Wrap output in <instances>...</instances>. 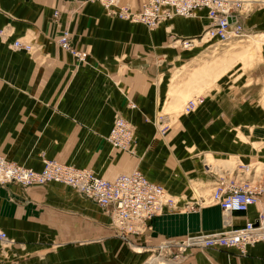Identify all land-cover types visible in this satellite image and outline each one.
I'll return each mask as SVG.
<instances>
[{
    "label": "crops",
    "instance_id": "0c3cea01",
    "mask_svg": "<svg viewBox=\"0 0 264 264\" xmlns=\"http://www.w3.org/2000/svg\"><path fill=\"white\" fill-rule=\"evenodd\" d=\"M131 1L140 7L141 0ZM262 18L264 9L248 15L246 30L264 25ZM208 24L204 8L150 29L109 14L98 1L0 0V152L35 169L45 158H57L107 178L139 167L179 195L178 208L165 206L146 234L130 235V243L116 234L100 204L71 186L8 182L0 187V227L16 242L0 249V264H156L150 254L162 242L229 231L257 217L264 191L247 211L232 212L229 222L219 204L181 207L197 189L211 192L218 174L232 172L236 163L264 161V62L244 80L243 72L216 79L195 110L173 121L167 115L163 134L156 128L158 111L175 110L181 101V69L175 68L203 46L180 48L169 41L198 36ZM65 28L85 61L59 44ZM16 39L32 47L16 48ZM117 115L137 126L134 153H121L106 139ZM208 154L215 169L208 168ZM228 263L264 264V241L244 252L193 247L177 264Z\"/></svg>",
    "mask_w": 264,
    "mask_h": 264
},
{
    "label": "built area",
    "instance_id": "2783aa9c",
    "mask_svg": "<svg viewBox=\"0 0 264 264\" xmlns=\"http://www.w3.org/2000/svg\"><path fill=\"white\" fill-rule=\"evenodd\" d=\"M91 1L102 3L111 15L143 22L150 29L178 15L192 16L198 9L205 8L209 24L204 33L189 37L172 36V40L179 41L182 47L189 48L195 45L197 39L203 40L205 35L207 41L215 38L225 41L233 36L245 34V12L255 0H141L140 7H135L131 0H84L85 3ZM54 14L57 17L59 10ZM71 34L70 29L65 28L58 39L60 45L80 61H85L86 54L74 47ZM14 46L24 49L32 47L31 43L21 39H16ZM203 100L202 96L190 99L185 105V110L192 111ZM129 105L135 106L130 103ZM106 139L113 148L134 153L136 126L125 116L117 115ZM244 172V169L236 172L227 169L219 173L209 194L208 201L222 207L225 222H229L232 212L247 211L251 205L259 202L260 194L264 191V181L260 179L261 181L256 182L254 177L249 179L244 176ZM12 181L25 187L51 181L71 186L100 204L110 215V223L116 232L125 239L150 228L149 221L163 211L165 206L172 207L174 203L173 197L164 186L150 180L139 168L107 178L90 167H79L56 158L44 159L43 168L35 169L12 161L0 152V187ZM206 200V197L201 195L197 204L202 206ZM187 207L193 209L195 204L187 203ZM188 238L183 241L185 247L181 245L180 240L172 241L171 245H160V253L166 249L170 251L173 246H179V251L171 258L177 260L183 254L181 249L185 250L194 245L237 247L244 252L248 245L264 241V207L258 211L257 217L248 219L241 227L229 231L200 233L193 235L192 239ZM15 242L16 239L0 227V249L10 247Z\"/></svg>",
    "mask_w": 264,
    "mask_h": 264
},
{
    "label": "rangeland",
    "instance_id": "374dc122",
    "mask_svg": "<svg viewBox=\"0 0 264 264\" xmlns=\"http://www.w3.org/2000/svg\"><path fill=\"white\" fill-rule=\"evenodd\" d=\"M257 9H264V0H255L253 1V3H250V6L247 7L246 9V12H245L246 15L244 16V18H246L248 15H250ZM262 22H264V18H262ZM245 35H246L245 37L235 38L231 41H220L218 39H211L210 41H207L208 40L207 38H204L203 40L198 39V41H196L197 45L198 44L203 45L202 47L200 46L201 49L198 52L197 56L195 58L190 59L187 63H185L183 65L184 68L182 65L175 68V70L177 71L181 69V72L179 71L180 72L179 75L182 77L181 82H180V88H177V90L180 89L181 101L179 103V106L175 110L173 109L171 111H166L164 109H161L158 111V117L156 115V118L160 122L158 124L156 123L157 125L156 128H157L158 133L163 134L165 132L167 125L165 124L164 119L166 118L167 115L171 116V121H173L175 118L186 113L185 105L187 104V102L190 99H195L198 96L204 97V95L211 89L214 83H216V79L222 77L223 75H227L228 73L233 72V74L237 76V74L243 72L241 74V79L244 80L246 74H249L250 71H253L259 68L260 66H262V63L264 62V25H262L256 30H250V31L247 30ZM169 43H171V45H174L176 47L183 48L180 45L179 41L170 39ZM260 68H263V67H260ZM214 74H216V77L214 76ZM248 80L251 82L254 81V79H251V78H247L246 81ZM262 97H264V93H262ZM198 106L199 105H197V107ZM196 108H194L193 110H195ZM136 131H137V128H136ZM159 136L160 135L156 134V138ZM238 137L240 138V136ZM241 137L243 138V135H241ZM134 144H135L134 148L136 150L137 135H136V141ZM117 150L121 153L128 152V151L120 150V149H117ZM210 156L212 155L211 154L207 155V160H208L207 162L209 163L207 164L208 168L215 165V163H212L215 158L212 156L214 159H210L212 161L210 162L209 160ZM65 162H68V161H65ZM236 162H238V160ZM217 163L220 164L221 162L217 161ZM238 165H239L238 163L234 165L235 168L233 169L234 171L232 170V172L243 171L242 169H244L245 170L244 176H247L249 179L254 177L256 182L261 181V180L264 181V161L263 160L256 159L250 164H243L241 167H239ZM136 168H139V167H136ZM43 184H46V183H43ZM197 190L200 192V194H197L198 192L197 191L194 199L193 197L191 199H187L184 206H182L181 209H185V210L197 209L198 210L200 209V207L204 205L211 204L208 201L207 197L212 192V190L211 192L210 190L203 191L201 188ZM169 194H172V193L169 192ZM174 195L176 196V194ZM201 195L206 197L207 200L202 204V206H199L197 204V201ZM172 197L174 199V203L172 207L178 208L177 203H178L179 198L177 197H179V195L177 197H174V196ZM187 203H189L190 205L195 204V207L193 209H190L187 207ZM148 230L149 228L140 235L146 234ZM116 234L120 236L117 232ZM190 235H197V233L188 234L182 239H170V241L172 242L175 240L177 241L180 240V243H183V241L186 240L188 236ZM120 237L123 240H127L128 242L131 243L130 236L129 238H126V239L123 238L122 236ZM162 243L160 245H162ZM178 247L173 246L170 251L166 249V250H163L162 253H160L161 249L159 246L158 250L152 251L150 255H153L154 253H156V255H153L151 258L155 259L154 261L156 264H157V260H160L157 254H163L166 258L171 259L173 258L172 256L179 251ZM193 247H197V246L196 245L188 246L185 250L181 249L180 251H182V253L186 257L190 249H192ZM203 248H207V247H200L201 250H203Z\"/></svg>",
    "mask_w": 264,
    "mask_h": 264
},
{
    "label": "bare ground",
    "instance_id": "6f19581e",
    "mask_svg": "<svg viewBox=\"0 0 264 264\" xmlns=\"http://www.w3.org/2000/svg\"><path fill=\"white\" fill-rule=\"evenodd\" d=\"M205 9V8H204ZM207 10V9H206ZM195 15V14H194ZM193 16V15H192ZM208 16V15H207ZM245 34H246V32H245ZM245 34H242V35H236V36H233L232 38H230L229 40H225V41H231V40H233V39H235V38H239V37H245L246 35ZM204 38H207V35H205L204 36ZM203 38V39H204ZM215 39H217V38H215ZM219 40V39H218ZM196 41H198V39L196 40ZM60 44V43H59ZM195 45H197L196 44V42H195ZM194 45V46H195ZM193 46V47H194ZM16 47V46H15ZM17 48V47H16ZM183 48H185V47H183ZM190 48V47H189ZM65 49V48H64ZM243 170V169H242ZM165 188V187H164ZM213 190V189H212ZM168 192V191H167ZM169 193V192H168ZM171 195V194H170ZM172 196V195H171ZM209 197V196H208ZM207 197V198H208ZM189 239H192V237L191 238H189ZM188 239V240H189ZM172 244V242L171 241H167V242H164V243H162V245H171ZM186 244V243H185ZM181 245L183 246V247H185V245L183 244V243H181ZM153 255H156V253H154ZM157 256H161L159 259L160 260H162L163 261V264H176V263H178L179 261H181V260H183V258H185V256H184V254H182V256H180L177 260H175V259H168V258H166L163 254H157Z\"/></svg>",
    "mask_w": 264,
    "mask_h": 264
}]
</instances>
